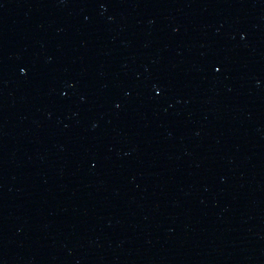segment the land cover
I'll list each match as a JSON object with an SVG mask.
<instances>
[{"label":"water","instance_id":"1","mask_svg":"<svg viewBox=\"0 0 264 264\" xmlns=\"http://www.w3.org/2000/svg\"><path fill=\"white\" fill-rule=\"evenodd\" d=\"M0 264H19L0 250Z\"/></svg>","mask_w":264,"mask_h":264}]
</instances>
